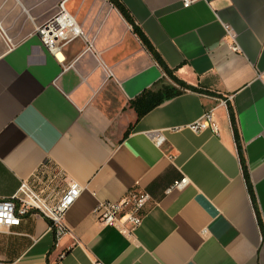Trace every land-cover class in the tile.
I'll return each instance as SVG.
<instances>
[{
	"label": "crops",
	"instance_id": "obj_1",
	"mask_svg": "<svg viewBox=\"0 0 264 264\" xmlns=\"http://www.w3.org/2000/svg\"><path fill=\"white\" fill-rule=\"evenodd\" d=\"M64 1L84 36L58 60L36 29ZM119 1L196 91L164 76L107 0H0V198L46 163L84 187L70 234L57 241L31 212L0 232V264H264V0ZM165 86L182 93L138 118L132 103ZM207 111L218 134L191 131ZM131 191L151 195L142 225H102L99 203Z\"/></svg>",
	"mask_w": 264,
	"mask_h": 264
},
{
	"label": "built area",
	"instance_id": "obj_2",
	"mask_svg": "<svg viewBox=\"0 0 264 264\" xmlns=\"http://www.w3.org/2000/svg\"><path fill=\"white\" fill-rule=\"evenodd\" d=\"M194 2L195 0H186L185 7H190ZM36 31L45 47L58 60L65 45L78 36H84L67 11L65 1L61 3L57 14ZM227 34L234 41L235 34L230 29H227ZM164 76L173 82L166 73ZM227 103L228 100L224 102ZM207 129H211L214 134L219 132L212 111H207L202 119L190 126V130L196 134ZM164 140V136L160 134L154 137L157 146L162 145ZM188 184L189 180L183 178L176 181L166 193L183 189ZM83 191L84 187L64 171L50 163L43 164L30 179L22 182L15 195L0 198V232L19 227L24 218L34 212L51 223V229L59 241L70 234L66 215ZM150 201L149 193L131 191L120 202L99 203L94 214L102 225L114 227L123 233H132L142 225L144 210Z\"/></svg>",
	"mask_w": 264,
	"mask_h": 264
},
{
	"label": "trees",
	"instance_id": "obj_3",
	"mask_svg": "<svg viewBox=\"0 0 264 264\" xmlns=\"http://www.w3.org/2000/svg\"><path fill=\"white\" fill-rule=\"evenodd\" d=\"M109 3H111L123 16V18L129 23L133 29V32L139 37L143 45L146 47V49L152 54L153 58L155 61L160 65L162 70L171 78V80L177 84L181 89H190L196 91L197 89L187 85L186 83L178 80L173 73L168 69V67L165 65L164 61L160 57V55L157 53V51L154 49L152 44L149 42V40L146 38V36L143 34V32L139 29V27L135 24L133 19L131 18L130 14L126 10V8L121 4L119 0H107ZM182 93L180 89H177L175 87L171 86H165L163 89H161L159 92H145L143 95H141L139 98H137L133 103L132 106L135 108V110L138 113V118L143 117L145 114H147L149 111L160 105L164 100L173 98L175 96H178ZM229 108V113L231 116V120L234 123V113L231 108V106H228ZM131 129L128 130L127 134ZM236 133V139L238 138L237 131L235 130ZM125 135V136H126ZM242 165H243V171H244V176L247 181L248 189L253 201V205L256 209V212L258 213L257 210V203L255 199V195L253 193V187L250 182L249 174H248V169L247 165L245 163V160L242 158ZM258 221L259 225L263 227L262 225V220L260 219L258 215Z\"/></svg>",
	"mask_w": 264,
	"mask_h": 264
}]
</instances>
